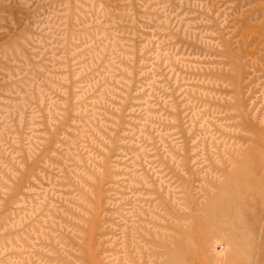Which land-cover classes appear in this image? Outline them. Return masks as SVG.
I'll list each match as a JSON object with an SVG mask.
<instances>
[{
    "label": "rangeland",
    "instance_id": "1",
    "mask_svg": "<svg viewBox=\"0 0 264 264\" xmlns=\"http://www.w3.org/2000/svg\"><path fill=\"white\" fill-rule=\"evenodd\" d=\"M264 0H0V264H264Z\"/></svg>",
    "mask_w": 264,
    "mask_h": 264
},
{
    "label": "bare ground",
    "instance_id": "2",
    "mask_svg": "<svg viewBox=\"0 0 264 264\" xmlns=\"http://www.w3.org/2000/svg\"><path fill=\"white\" fill-rule=\"evenodd\" d=\"M257 213H260V215L264 218V201L259 202V204H257ZM263 229H264V223H263Z\"/></svg>",
    "mask_w": 264,
    "mask_h": 264
}]
</instances>
